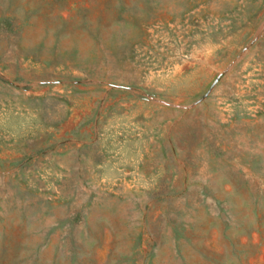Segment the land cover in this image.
<instances>
[{
    "label": "rangeland",
    "instance_id": "rangeland-1",
    "mask_svg": "<svg viewBox=\"0 0 264 264\" xmlns=\"http://www.w3.org/2000/svg\"><path fill=\"white\" fill-rule=\"evenodd\" d=\"M0 264H264V0H0Z\"/></svg>",
    "mask_w": 264,
    "mask_h": 264
}]
</instances>
